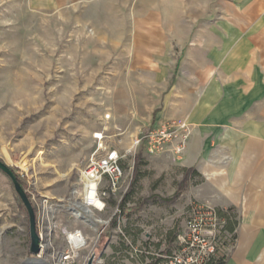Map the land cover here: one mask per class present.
<instances>
[{
	"label": "rangeland",
	"instance_id": "1",
	"mask_svg": "<svg viewBox=\"0 0 264 264\" xmlns=\"http://www.w3.org/2000/svg\"><path fill=\"white\" fill-rule=\"evenodd\" d=\"M131 1L0 0V160L20 177L33 205L45 264H66L61 258L70 254L67 264L92 257L94 264H202L230 255L229 264L239 238L233 244L219 211L235 207L212 195L200 174L176 201L161 202L157 197H175L193 164L187 153L153 157L135 145L156 125L159 77L150 87L143 83L141 53L100 52L88 42L92 23L142 10L141 0ZM104 149L126 156V178L105 210L88 215L80 170ZM30 248L28 211L0 170V264L40 259Z\"/></svg>",
	"mask_w": 264,
	"mask_h": 264
},
{
	"label": "crops",
	"instance_id": "2",
	"mask_svg": "<svg viewBox=\"0 0 264 264\" xmlns=\"http://www.w3.org/2000/svg\"><path fill=\"white\" fill-rule=\"evenodd\" d=\"M140 2L142 10L106 19L116 23H92L88 42L100 52L141 53L143 83L159 77L151 121L192 124L188 169L240 210L229 264H264V0Z\"/></svg>",
	"mask_w": 264,
	"mask_h": 264
},
{
	"label": "built area",
	"instance_id": "3",
	"mask_svg": "<svg viewBox=\"0 0 264 264\" xmlns=\"http://www.w3.org/2000/svg\"><path fill=\"white\" fill-rule=\"evenodd\" d=\"M192 132V125L186 121L159 123L143 133L135 145L144 147L145 151L153 157L170 154L175 158H181L186 153ZM125 160L126 156L117 150L104 149L90 161L87 167L80 170V182L83 185L80 197L86 209L91 211L88 215L95 210H105L107 200L111 196L117 197L122 191L126 178ZM38 232L43 241V235L39 229ZM41 247L43 248L42 244ZM72 257L74 256L71 254L67 255L61 258V261L63 259V262L67 264Z\"/></svg>",
	"mask_w": 264,
	"mask_h": 264
},
{
	"label": "water",
	"instance_id": "4",
	"mask_svg": "<svg viewBox=\"0 0 264 264\" xmlns=\"http://www.w3.org/2000/svg\"><path fill=\"white\" fill-rule=\"evenodd\" d=\"M0 170L5 173L12 181L14 185V189L20 199L22 200L25 208L28 211L29 219H30V237H31V248L30 253L33 256H39L42 251V239L40 237V234L37 229V217L35 210L33 208V205L25 191V189L22 187L21 183L18 181V178L14 171L7 166L2 160H0ZM95 258L92 257L88 264H94Z\"/></svg>",
	"mask_w": 264,
	"mask_h": 264
},
{
	"label": "trees",
	"instance_id": "5",
	"mask_svg": "<svg viewBox=\"0 0 264 264\" xmlns=\"http://www.w3.org/2000/svg\"><path fill=\"white\" fill-rule=\"evenodd\" d=\"M194 175H198V172L194 168L186 169L183 181L180 183L179 190L176 193L175 197L171 200L160 199L159 197H157V199L160 200L161 202L165 203V204L166 203H172V202L176 201L181 196V194L184 192V190L188 187L190 179ZM17 178L23 187L22 180L18 176H17ZM134 183H135V181H134ZM235 211H236L235 208H230L227 212L219 211V217L222 218L226 222V226H225L226 230L229 233L234 235L233 236V244L237 241L236 230L238 227V223L233 221V216H232V213H234ZM116 222H117V220L115 221V223ZM166 254H171L170 248L167 249ZM229 257H230V255H228L227 257L223 256L218 260L216 258H207L202 264H227ZM154 264H158V263H154Z\"/></svg>",
	"mask_w": 264,
	"mask_h": 264
},
{
	"label": "bare ground",
	"instance_id": "6",
	"mask_svg": "<svg viewBox=\"0 0 264 264\" xmlns=\"http://www.w3.org/2000/svg\"><path fill=\"white\" fill-rule=\"evenodd\" d=\"M109 118H111L109 116ZM96 139H103V135H100L98 134L97 136H95ZM99 206H101V204H99ZM81 207L83 208V210L85 211L86 214H90L91 211L90 210H87L86 207L84 205H81ZM77 217L81 220H84L85 222H87V220L83 217V215H80L78 213H76ZM98 223H103L99 220H97ZM45 246L43 247V250H42V256L40 257V259H33V260H29L27 264H45V261H44V255H45Z\"/></svg>",
	"mask_w": 264,
	"mask_h": 264
}]
</instances>
